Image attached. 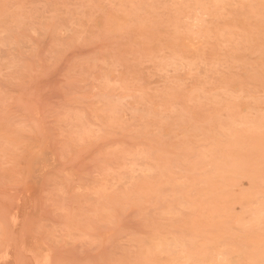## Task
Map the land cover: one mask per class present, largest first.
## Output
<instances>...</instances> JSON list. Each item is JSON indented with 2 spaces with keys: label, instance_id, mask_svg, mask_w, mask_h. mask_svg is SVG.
<instances>
[{
  "label": "rangeland",
  "instance_id": "374dc122",
  "mask_svg": "<svg viewBox=\"0 0 264 264\" xmlns=\"http://www.w3.org/2000/svg\"><path fill=\"white\" fill-rule=\"evenodd\" d=\"M0 264H264V0H0Z\"/></svg>",
  "mask_w": 264,
  "mask_h": 264
},
{
  "label": "bare ground",
  "instance_id": "6f19581e",
  "mask_svg": "<svg viewBox=\"0 0 264 264\" xmlns=\"http://www.w3.org/2000/svg\"><path fill=\"white\" fill-rule=\"evenodd\" d=\"M44 153V152H43Z\"/></svg>",
  "mask_w": 264,
  "mask_h": 264
}]
</instances>
